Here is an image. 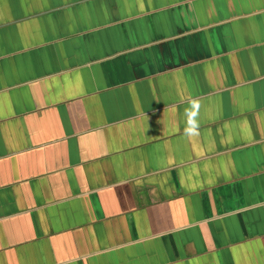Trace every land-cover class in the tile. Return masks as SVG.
Masks as SVG:
<instances>
[{"label":"crops","instance_id":"0c3cea01","mask_svg":"<svg viewBox=\"0 0 264 264\" xmlns=\"http://www.w3.org/2000/svg\"><path fill=\"white\" fill-rule=\"evenodd\" d=\"M0 264H264V0H0Z\"/></svg>","mask_w":264,"mask_h":264},{"label":"clouds","instance_id":"9594fccd","mask_svg":"<svg viewBox=\"0 0 264 264\" xmlns=\"http://www.w3.org/2000/svg\"><path fill=\"white\" fill-rule=\"evenodd\" d=\"M199 109L200 102L198 99L194 98L189 101V107L185 109V127H184V135L187 138H193L199 135Z\"/></svg>","mask_w":264,"mask_h":264}]
</instances>
